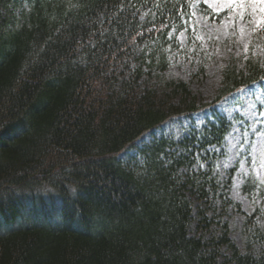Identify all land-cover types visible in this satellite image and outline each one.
I'll return each mask as SVG.
<instances>
[{
	"label": "trees",
	"instance_id": "16d2710c",
	"mask_svg": "<svg viewBox=\"0 0 264 264\" xmlns=\"http://www.w3.org/2000/svg\"><path fill=\"white\" fill-rule=\"evenodd\" d=\"M21 2L14 24L19 0H0V264H264L227 223L212 235L203 208L223 195L214 171L231 130L215 107L264 80L263 62L224 68L202 104L184 81L161 80L202 0ZM182 117L183 138L140 144ZM134 150L140 162L125 163ZM255 218L251 240L264 241Z\"/></svg>",
	"mask_w": 264,
	"mask_h": 264
},
{
	"label": "rangeland",
	"instance_id": "374dc122",
	"mask_svg": "<svg viewBox=\"0 0 264 264\" xmlns=\"http://www.w3.org/2000/svg\"><path fill=\"white\" fill-rule=\"evenodd\" d=\"M26 10L27 2L19 0L11 7V16L16 18L12 17L11 21L18 24ZM234 19L227 6L217 3V0L196 2L188 18V27L177 36L179 48L170 50L171 64L161 74V80H182L200 103L209 104L219 95L224 68L235 65L238 70H243L250 58L264 64V46L255 44V33H250L248 26L240 21L233 22ZM241 27L245 29L243 33ZM215 108L230 121L231 130L222 151L217 149L221 155L214 171L219 178L220 195H223L214 203L204 204L203 208L212 218V235L220 234L221 226L227 223L230 238L244 252L250 247L253 253L258 254L264 251V241L251 240L254 236L250 227L248 229L246 216L256 215L254 222L264 232V183H261L264 168L259 166L258 151L264 142V137L259 135L264 132V81L222 99ZM207 117H211L209 109L195 115L197 127L203 126ZM191 129L192 126L182 117L146 134L140 139V144H149L155 136L174 137L178 141ZM122 158L125 163L131 161L132 164L141 160L135 150L123 153ZM207 165L208 162L203 161L193 170L201 168L207 171ZM183 172L190 174L186 168ZM204 233L207 235V231Z\"/></svg>",
	"mask_w": 264,
	"mask_h": 264
},
{
	"label": "snow or ice",
	"instance_id": "6c2138e0",
	"mask_svg": "<svg viewBox=\"0 0 264 264\" xmlns=\"http://www.w3.org/2000/svg\"><path fill=\"white\" fill-rule=\"evenodd\" d=\"M217 3H223L227 6L228 13L234 16V21H240L242 25H247L250 33L264 32V0H217ZM244 32V27H241ZM264 137V132L259 133ZM261 168H264V142L259 149ZM261 183H264V177H261Z\"/></svg>",
	"mask_w": 264,
	"mask_h": 264
},
{
	"label": "bare ground",
	"instance_id": "6f19581e",
	"mask_svg": "<svg viewBox=\"0 0 264 264\" xmlns=\"http://www.w3.org/2000/svg\"><path fill=\"white\" fill-rule=\"evenodd\" d=\"M203 135V134H202ZM128 148V147H127ZM137 148V147H136ZM168 148V147H167ZM131 150V149H130ZM145 150V149H144ZM174 151V150H173ZM134 152V151H133ZM193 154V153H192ZM121 155V154H120ZM186 157V156H185ZM204 157V156H203ZM121 159V158H120ZM53 227V226H52Z\"/></svg>",
	"mask_w": 264,
	"mask_h": 264
}]
</instances>
